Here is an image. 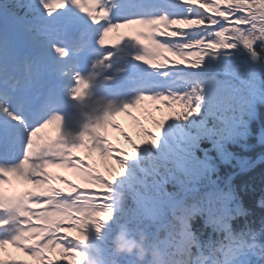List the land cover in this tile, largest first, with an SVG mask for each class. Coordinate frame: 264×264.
<instances>
[{
	"label": "snow or ice",
	"instance_id": "6c2138e0",
	"mask_svg": "<svg viewBox=\"0 0 264 264\" xmlns=\"http://www.w3.org/2000/svg\"><path fill=\"white\" fill-rule=\"evenodd\" d=\"M29 3L34 6L25 12L33 11L36 23L26 31L38 54L50 48L57 59L68 58V41L50 42L51 27L39 23L64 16L65 31L76 22L92 29L102 55L87 75L76 65L63 70L61 76L71 71V83L61 95L22 96L15 107L19 78L0 66V264H84L93 235L98 241L105 227L121 224L142 230L165 264H264L258 239L264 222L259 231L247 223L233 229V220L250 213L234 189L215 186L210 155L215 151L227 162V145L247 139L264 106V0ZM118 29L131 34L109 42ZM82 36L73 55L87 47ZM122 51L137 70L134 99L117 106L108 98L112 92L102 93L92 113L81 112L82 122L71 124L65 107L82 108L98 79L103 87L114 82L123 69L103 73ZM23 64L31 66L28 54ZM130 109L142 112L151 127ZM120 114L131 119L135 138L121 128ZM49 126L54 136L42 134ZM108 128L128 147L112 143ZM205 142L210 147H202ZM258 206L264 208V198ZM197 217L210 230L204 242L191 227ZM119 264L131 262L120 258Z\"/></svg>",
	"mask_w": 264,
	"mask_h": 264
},
{
	"label": "trees",
	"instance_id": "16d2710c",
	"mask_svg": "<svg viewBox=\"0 0 264 264\" xmlns=\"http://www.w3.org/2000/svg\"><path fill=\"white\" fill-rule=\"evenodd\" d=\"M258 112V117L257 119L253 120L250 124V135H248L246 141H244L243 145H247V147L242 151L240 148L236 149L233 146H230V148L227 149L228 151L232 154V157L234 158H239V159H244V158H253L255 156V152L253 147L256 146L257 142L255 135H256V130L260 129V130H264V106H260L257 109ZM202 147H210V145L207 144V142H205ZM198 155H200V153H198ZM210 155L213 157V163L215 165V172H213L211 174V180L217 179L218 176H223L226 173V170L229 168L227 167V162L223 163L222 161L219 160L218 155L216 154L215 151H212L210 153ZM233 165V164H232ZM167 190H171V185H166ZM264 198V197H263ZM264 209V208H262ZM263 222H264V218H263ZM109 230L107 231L108 234L110 233H114L118 227L117 226H108ZM262 238H264V235H262ZM112 248V246H110L108 243H105L102 245V249H108L110 250ZM140 251H142V243L140 246ZM114 260H116V257H112ZM116 261L119 262V259H117ZM152 262H153V256H152ZM142 264V263H141ZM144 264V263H143Z\"/></svg>",
	"mask_w": 264,
	"mask_h": 264
},
{
	"label": "rangeland",
	"instance_id": "374dc122",
	"mask_svg": "<svg viewBox=\"0 0 264 264\" xmlns=\"http://www.w3.org/2000/svg\"><path fill=\"white\" fill-rule=\"evenodd\" d=\"M5 19H7L8 24H10V25L13 26V27H17V25H18V23H19L18 20H11V19L9 18L8 15H6V14H2V13L0 12V23H5V21H6ZM132 110H133L134 113L139 112L138 109H131V111H132ZM153 115H155V114L153 113ZM123 119L126 120L127 118L124 117ZM119 124H120V123H119ZM144 125L147 126V127H149V125H147V124H144ZM117 131H118V130H117ZM111 142L114 143V144H117V143H118L120 146L125 147V148L128 147V146L125 145V144L123 143V141L121 140V138H120V133H119V132H118V134L116 135V138H115L114 140H111ZM23 187H25V186L22 185L21 188H23ZM68 234H69V233H68ZM69 235H72V234L70 233Z\"/></svg>",
	"mask_w": 264,
	"mask_h": 264
},
{
	"label": "clouds",
	"instance_id": "9594fccd",
	"mask_svg": "<svg viewBox=\"0 0 264 264\" xmlns=\"http://www.w3.org/2000/svg\"><path fill=\"white\" fill-rule=\"evenodd\" d=\"M119 250L123 251L124 249ZM128 251H130V249H128ZM152 264H165L164 258L159 252L153 254Z\"/></svg>",
	"mask_w": 264,
	"mask_h": 264
},
{
	"label": "bare ground",
	"instance_id": "6f19581e",
	"mask_svg": "<svg viewBox=\"0 0 264 264\" xmlns=\"http://www.w3.org/2000/svg\"><path fill=\"white\" fill-rule=\"evenodd\" d=\"M12 56L14 57L15 54L12 52ZM56 67L60 70V75H61V72L63 71L62 69H60V66L59 65H56ZM61 78H66V76H60ZM118 144V143H117ZM119 145V144H118ZM120 146V145H119Z\"/></svg>",
	"mask_w": 264,
	"mask_h": 264
}]
</instances>
